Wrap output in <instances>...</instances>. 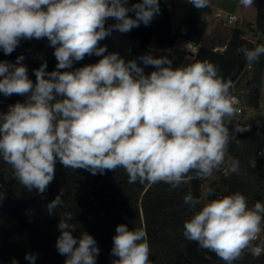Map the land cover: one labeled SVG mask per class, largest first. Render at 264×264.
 Segmentation results:
<instances>
[{"label": "clouds", "instance_id": "9594fccd", "mask_svg": "<svg viewBox=\"0 0 264 264\" xmlns=\"http://www.w3.org/2000/svg\"><path fill=\"white\" fill-rule=\"evenodd\" d=\"M197 9L210 0H189ZM251 7L254 0H240ZM134 13L135 18L129 16ZM159 0H0V49L10 55L21 40L47 38L54 48L56 69L47 62L34 70L36 82L18 56L0 62V93L23 101L0 112V159L29 192H46L57 161L65 168L92 175L124 169L129 183H181L211 176L230 143L227 118L236 108L232 81L207 60L173 67L167 56L151 53L125 61L100 42L112 32L128 33L148 26L160 14ZM112 19L115 23L105 27ZM249 65L264 56V44L237 49ZM102 57L95 64L72 69L85 56ZM139 61V63L137 62ZM154 71L145 74L144 67ZM64 70V71H61ZM63 190L48 205L49 215L63 205ZM6 192H0V201ZM184 203H201L191 192ZM72 213L61 216L56 240L64 264H96L100 250L93 236H74ZM183 235L202 249L234 264L247 251L264 253V202L249 207L236 192L206 200L183 226ZM113 236L112 264H152L143 229L119 224ZM36 254H25L35 264ZM12 264H18L13 259Z\"/></svg>", "mask_w": 264, "mask_h": 264}, {"label": "trees", "instance_id": "16d2710c", "mask_svg": "<svg viewBox=\"0 0 264 264\" xmlns=\"http://www.w3.org/2000/svg\"><path fill=\"white\" fill-rule=\"evenodd\" d=\"M139 2L141 0H128L129 6ZM165 2L159 0L161 12L148 26L141 23L139 27L123 34L135 43L136 48L144 50L153 39L165 50L175 47L179 38L197 44L199 47L190 62L207 60L217 65L220 75L232 81L231 95L244 90L247 105L258 106L264 85V56L257 63L249 65L237 49L242 46L251 49L264 44V0H258L254 21L243 19L242 26L233 27L223 50H215L212 45L202 43L209 29L207 16L212 14L210 4L203 9L189 4L180 26L174 28ZM129 16L135 18L134 13L130 12ZM249 31L257 35L256 42L244 37ZM111 35L102 40L100 46L106 45L109 50ZM21 55L24 56L22 63L27 67L28 77L33 83L36 82L34 70L42 63L47 62L48 72L56 69L54 48L49 45L47 38L21 40L10 55H5L0 49V62L15 63ZM101 58L85 56L83 60L74 62L72 69L68 70L95 64ZM247 66L250 69L241 79ZM141 67H144L145 74L155 70L152 66L141 64ZM23 99L15 94L10 97L0 95L2 103L15 104ZM8 108L0 104V112H7ZM229 123L242 126L255 124L256 130L245 137L230 135L227 152L234 158L236 167L224 179L208 185V197L210 200L240 192L247 197L248 205L252 207L257 201L264 202V123L259 125L250 117L244 120L227 118L226 126ZM259 157L262 161L257 168L254 161ZM226 167L225 157L213 174L224 171ZM205 179H194L175 188L164 182L129 183L128 175L122 168L92 175L84 169L65 168L57 161L54 180L45 193L39 194L35 189L31 192L26 190L15 179L11 166L0 159V192H6V198L0 201V264H12L13 259L18 264H30L25 260L26 253L37 255L35 264H64L66 257L58 253L56 240L60 235L57 226L65 213L73 214L70 223L76 225L74 236L79 237L81 233L87 232L96 240L100 250L96 264H112L117 259L111 255V249L112 238L119 224H126L130 230L145 231L152 264H225L214 252L200 248L196 242L187 240L183 235L184 222L190 220L204 204L202 185ZM215 189L216 197H213L211 195ZM61 190L63 205L55 210L54 215H49L47 205L61 194ZM189 192L195 199L201 200L195 209L184 203L183 198ZM256 243L264 244V240ZM234 264H264V253L253 257L246 251Z\"/></svg>", "mask_w": 264, "mask_h": 264}, {"label": "rangeland", "instance_id": "374dc122", "mask_svg": "<svg viewBox=\"0 0 264 264\" xmlns=\"http://www.w3.org/2000/svg\"><path fill=\"white\" fill-rule=\"evenodd\" d=\"M173 1L176 0H166L165 4L170 11V18L172 27L177 28L180 26L181 20L184 16V12L187 9V4L178 2L173 5ZM212 7V14L208 15L210 25L213 22L218 24L217 32L214 33L218 35L221 40L226 39V37L232 32L234 25L226 23L227 14H234L240 18H245L248 21H254L256 18V9L258 0H254V4L251 7H243L240 4V0H210L209 3ZM216 19V21H215ZM210 27L204 36V43L210 44ZM209 33V34H208ZM110 48L112 52L119 53V55L124 58L125 61L136 60L138 57L151 53L157 57L167 56L172 61V66L177 67L178 65H185L189 63V53H193L196 50L197 44L190 42L184 38H179L175 44V47L165 50L156 44V40L153 39L146 50L136 48L135 43L126 37L123 33L119 31H113L111 35ZM189 55V56H186ZM139 62V61H138ZM245 77V72L240 76L241 79ZM252 118L256 123L261 125L264 123V85L261 90L260 102L256 107H245L243 114L237 116V120H244L246 118Z\"/></svg>", "mask_w": 264, "mask_h": 264}, {"label": "built area", "instance_id": "2783aa9c", "mask_svg": "<svg viewBox=\"0 0 264 264\" xmlns=\"http://www.w3.org/2000/svg\"><path fill=\"white\" fill-rule=\"evenodd\" d=\"M176 1L182 2V3H186L187 5L191 4L189 2V0H176ZM113 23H115V21L112 20V19H109L106 22V24L108 26L113 24ZM226 23L227 24H232L234 26H236V25L242 26L243 18H240V17H238V16H236L234 14L228 13L227 17H226ZM255 27H256L255 24H253V28H255ZM183 32H184V30H183ZM244 37L247 38L248 40H250L253 43L257 41V35L254 34L252 31H249V32L245 33ZM214 49L215 50H223L224 48H214ZM108 53H112L110 49L109 50L107 49V54ZM189 55H191V54H189ZM189 55H187V56H189ZM180 66L181 65H178L177 67H180ZM248 69H250V66H247L246 69L243 72H245V74H246ZM232 97H233V100H234V106L236 108V113H235L234 117H231V118L236 119L237 116H240L241 114H243L244 108L248 107V105L246 103V96H245L244 90L235 91L232 94ZM233 125H234L235 129L237 131H240V132L247 131L252 126V125H249V124L245 125V126H242V125H240L238 123H235Z\"/></svg>", "mask_w": 264, "mask_h": 264}, {"label": "water", "instance_id": "95a60500", "mask_svg": "<svg viewBox=\"0 0 264 264\" xmlns=\"http://www.w3.org/2000/svg\"><path fill=\"white\" fill-rule=\"evenodd\" d=\"M193 55L194 54H191V56H193ZM0 95H2V93H0ZM0 104L5 105V106L13 105V103L11 104V103H2V102H0ZM227 127L229 128L230 135L237 134V135H239L241 137H245V136H248L250 134H253L255 132V130H256V125L255 124H252V126H251V128L249 130L243 131V132L237 131L232 123H229ZM225 157L227 158V161H228L227 169H225L224 171H222L220 173L212 174L211 176L207 177L204 180V182H203L202 191H203V202L204 203L206 202V200H209V197H208V185L210 183L214 182V181H217V180H220V179H224L236 167L235 160H234V158L232 157V155L229 152L226 151ZM261 161H262V159L260 157L256 159V167L257 168L260 167ZM215 195H216V189L213 191L211 196L216 197ZM256 198H259V197L256 196Z\"/></svg>", "mask_w": 264, "mask_h": 264}, {"label": "crops", "instance_id": "0c3cea01", "mask_svg": "<svg viewBox=\"0 0 264 264\" xmlns=\"http://www.w3.org/2000/svg\"><path fill=\"white\" fill-rule=\"evenodd\" d=\"M175 3H176V1H173V5H174ZM168 11H169V9H168ZM169 14H170V11H169ZM184 14H185V12H184ZM243 19H245V18H243ZM245 20H247V19H245ZM208 21H209V19H208ZM215 21H216V19H215ZM209 27L211 28V29H210V34H213L212 36H210V39H209V41H210V45H212L214 48H224V45H225V43H226V40H227V38L230 36L231 33L226 37V39L221 40V38H219L218 35L214 34V33L217 32L218 24H217L216 22H213L212 25H210V23H209ZM209 27H208V28H209ZM208 34H209V33H208ZM202 43H204V38H203ZM197 46H198V45H197ZM198 47H199V46H198ZM198 47H196V49H197ZM110 50H111V48H110ZM195 51H196V50H194L193 53H189V54H194ZM111 52H112V50H111ZM186 56H187V55H186ZM189 57H190V58H189V62H190L193 56L190 55Z\"/></svg>", "mask_w": 264, "mask_h": 264}, {"label": "flooded vegetation", "instance_id": "af4514ba", "mask_svg": "<svg viewBox=\"0 0 264 264\" xmlns=\"http://www.w3.org/2000/svg\"><path fill=\"white\" fill-rule=\"evenodd\" d=\"M227 159V158H226ZM254 163H255V166H256V160L254 161ZM227 165H228V161H227ZM226 169H227V167H226Z\"/></svg>", "mask_w": 264, "mask_h": 264}]
</instances>
